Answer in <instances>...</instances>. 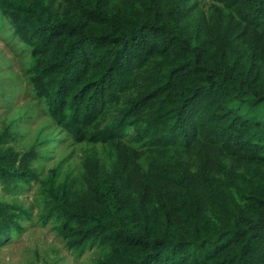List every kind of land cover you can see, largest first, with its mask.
Returning a JSON list of instances; mask_svg holds the SVG:
<instances>
[{"label": "trees", "instance_id": "16d2710c", "mask_svg": "<svg viewBox=\"0 0 264 264\" xmlns=\"http://www.w3.org/2000/svg\"><path fill=\"white\" fill-rule=\"evenodd\" d=\"M0 19L29 54L21 117L48 127L29 150L21 120L0 133V247L34 193L89 264H264V119L239 112L264 106V0H0ZM56 147L80 164L45 172Z\"/></svg>", "mask_w": 264, "mask_h": 264}, {"label": "rangeland", "instance_id": "374dc122", "mask_svg": "<svg viewBox=\"0 0 264 264\" xmlns=\"http://www.w3.org/2000/svg\"><path fill=\"white\" fill-rule=\"evenodd\" d=\"M10 29L7 20L0 19V133L12 121L21 120L19 126L13 129L14 134L17 135L16 140L14 137L11 144L19 149L29 146L27 148L29 150L34 145L33 140L40 129H45L43 135L48 134L47 118L37 113L39 107H35L32 116L21 117L26 108L29 109L34 105L35 99L32 97L27 77L23 74L24 64L29 60V54L27 51L21 52L24 45L22 44L20 47L19 41L13 37L12 33L9 39ZM16 51L19 52L18 56ZM37 104H39L38 101ZM239 112L248 117L264 119V106L249 104L240 107ZM80 154L81 152L76 148L75 151H72L70 148L62 150L56 147L55 154L51 159L40 162L41 168L46 172L70 155L66 166L69 165L73 169L81 162ZM0 198H5L1 186ZM18 203L30 210L32 219L24 223L26 232L22 236L12 241L10 245L0 247V264L90 263V253L77 258L66 249L52 224L42 226L38 208L34 203V193L19 196Z\"/></svg>", "mask_w": 264, "mask_h": 264}]
</instances>
